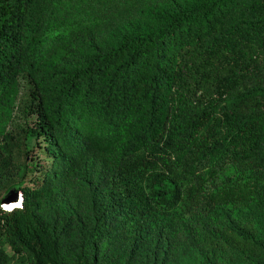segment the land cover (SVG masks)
<instances>
[{
	"label": "trees",
	"instance_id": "1",
	"mask_svg": "<svg viewBox=\"0 0 264 264\" xmlns=\"http://www.w3.org/2000/svg\"><path fill=\"white\" fill-rule=\"evenodd\" d=\"M0 264H264V0H0Z\"/></svg>",
	"mask_w": 264,
	"mask_h": 264
},
{
	"label": "rangeland",
	"instance_id": "2",
	"mask_svg": "<svg viewBox=\"0 0 264 264\" xmlns=\"http://www.w3.org/2000/svg\"><path fill=\"white\" fill-rule=\"evenodd\" d=\"M23 89H22V94H21V100H23ZM17 103V105H18V107H19V109H17V107L14 109V112H13V120H12V122H10V124L9 125H6V130L5 131H9L12 127H14V126H22V125H24V122H25V120H27L25 117H24V114H22L21 113V111H20V107H21V104H19L18 103V101L16 102ZM28 123L29 124H31L32 123V120L31 119H28ZM12 191H10L6 196H9L10 195V193H11ZM12 194V193H11ZM6 203V202H5ZM4 203V204H5ZM6 207V206H5ZM7 250H8V253H10L11 254V251H10V249L9 248H7Z\"/></svg>",
	"mask_w": 264,
	"mask_h": 264
},
{
	"label": "bare ground",
	"instance_id": "3",
	"mask_svg": "<svg viewBox=\"0 0 264 264\" xmlns=\"http://www.w3.org/2000/svg\"><path fill=\"white\" fill-rule=\"evenodd\" d=\"M20 195L18 194L16 197H15V199L14 200H11V201H7L4 205L7 207V208H12V207H14V206H18V204H19V201H20Z\"/></svg>",
	"mask_w": 264,
	"mask_h": 264
},
{
	"label": "water",
	"instance_id": "4",
	"mask_svg": "<svg viewBox=\"0 0 264 264\" xmlns=\"http://www.w3.org/2000/svg\"><path fill=\"white\" fill-rule=\"evenodd\" d=\"M20 195V201H22V196H21V193L19 192V191H15L14 193H10V195L9 196H6L3 200H2V204H4L5 202H7V201H11V200H14L15 199V197L17 196V195Z\"/></svg>",
	"mask_w": 264,
	"mask_h": 264
},
{
	"label": "clouds",
	"instance_id": "5",
	"mask_svg": "<svg viewBox=\"0 0 264 264\" xmlns=\"http://www.w3.org/2000/svg\"><path fill=\"white\" fill-rule=\"evenodd\" d=\"M22 196V195H21ZM21 203H22V201H19V204H18V206L16 205V206H14V207H19V206H21ZM2 204V203H1ZM14 207H12V208H14ZM2 208H4V209H6V210H11L12 208H7V207H5V205L4 204H2Z\"/></svg>",
	"mask_w": 264,
	"mask_h": 264
}]
</instances>
